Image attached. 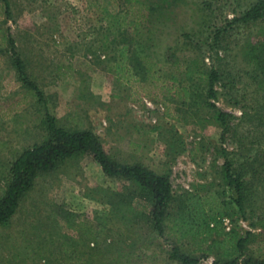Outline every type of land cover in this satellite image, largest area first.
<instances>
[{
    "label": "rangeland",
    "instance_id": "rangeland-1",
    "mask_svg": "<svg viewBox=\"0 0 264 264\" xmlns=\"http://www.w3.org/2000/svg\"><path fill=\"white\" fill-rule=\"evenodd\" d=\"M255 1L9 0L7 13L0 0V199L15 159L51 141L48 114L57 127L92 132L115 165L168 175L173 221L180 213L195 218L196 205L206 213L225 211L230 164V173L242 174L251 195L229 220V230L238 237L252 233L245 255L264 259V154L257 157L262 168L250 167L257 153L253 131L259 132L257 118L264 117V88L252 79L253 63L243 51L256 44L264 23H231ZM151 2L166 7L152 49L161 80L136 82L114 70L111 52L99 42L109 32L99 27L107 28L105 14L124 9L132 18L133 8ZM15 57L41 100L20 80ZM192 64L194 94L205 92L210 71L218 72L215 97L207 99L213 108L184 102L178 86L169 93L162 89L170 85L165 76L181 78ZM166 100L174 106L169 112ZM218 111L231 115L225 126L216 120ZM152 205L150 191L107 176L92 154L78 153L39 173L15 214L0 225V264H173L176 238L166 226L163 235L157 232ZM223 238L212 234L207 244ZM196 241L183 240L182 251L199 264H212L213 255L195 251Z\"/></svg>",
    "mask_w": 264,
    "mask_h": 264
},
{
    "label": "trees",
    "instance_id": "trees-1",
    "mask_svg": "<svg viewBox=\"0 0 264 264\" xmlns=\"http://www.w3.org/2000/svg\"><path fill=\"white\" fill-rule=\"evenodd\" d=\"M125 1L132 2V0ZM135 1L138 2L140 0ZM1 2L8 13L10 7L9 0H1ZM129 8L130 4L126 10ZM142 8L135 11L133 8L132 18L129 17L130 13L124 9L118 11L113 16L103 15V18L107 21V28L99 27V29L104 32L108 31L109 33L107 34L110 37L108 36L107 38V34H104L107 41L99 42L104 51L109 50L111 52L115 71L122 74L124 71L127 72L128 80L134 79L136 82L149 81L158 83L161 80L159 59L152 49L155 47L154 43L158 40L157 29L155 27L157 24L166 21V7H153L151 2L149 6L146 5ZM231 23L263 24L264 0H256L240 17L234 18ZM261 30L263 32H258L259 40L256 44L245 45L243 51L244 57L253 63L252 70L255 75L253 74L252 79L256 81L258 87L264 88V27ZM184 37L187 38L186 35ZM10 43L12 44V42ZM14 62L20 80L35 90L41 100L42 95L37 91L34 84L28 81L22 62L17 57H15ZM194 67H196L195 64L187 66L185 71H182L183 76L181 78L176 77L173 73L169 77L165 76L164 79L170 85L162 87V89H166L167 93H169L173 88L178 86L176 89L179 88V92L184 96V102L194 99L196 104L201 102L203 105L213 108V105L207 103V99L215 97L213 86L218 81V72L214 70L210 71L205 78L207 82L203 88L205 92L200 93L198 91L194 94L191 90L196 86L193 85V75L196 72ZM199 93L200 95H198ZM195 95L197 98H195ZM198 98L202 101H199ZM257 104L259 108L260 105L259 103ZM164 105L167 112L174 108L173 104L167 100L164 102ZM260 109L263 111L264 105ZM261 110L258 111L256 109L255 113H261ZM46 119L51 141L22 152L9 169V182L4 195L0 199V225L6 224L15 214L21 198L30 189L39 173L54 170L61 161L78 153L89 152L107 176L132 180L143 190L150 191L153 203L151 216L157 232L163 235L164 226H166L167 233L176 238L177 245L172 248L169 256L171 263L199 264V259L192 253L182 251L183 240L197 238V249L195 251H201L204 258L213 255L214 261L212 264H264L263 258L245 255L246 245L253 236L252 233L246 232L244 236L238 237V234L233 229L224 232V228L222 227L224 219L232 220V217L236 213L243 211L244 201L248 200L251 195L249 184L242 181V174L232 175L230 173V164H228L227 171L225 172L224 186L228 188L231 194L228 199L229 201H224V204L227 205L225 211H220L214 206L216 209L206 213L200 209L199 205H196L193 208L195 218L194 216L192 217V214L187 216L180 213L173 221V218L168 213L173 199L168 175H157L141 165H115L109 161L101 143L92 132L68 131L57 127L55 119L50 115L47 114ZM230 119L231 115L228 113L216 112V120L221 125L225 126ZM257 119L258 122L256 123L258 124L257 128L259 132L253 131L254 138L257 140V149L255 151L257 153L250 163L252 169L255 164H257V168H262L261 166L263 165L259 163L257 157L264 154L261 144V142L264 143V117ZM246 160L250 162L248 158ZM257 168L255 169L258 170ZM224 194L223 192L221 195ZM212 234H215L216 238L221 235L224 238L222 240L212 239L207 244ZM262 242H264V237ZM204 245H206L205 249L202 248Z\"/></svg>",
    "mask_w": 264,
    "mask_h": 264
},
{
    "label": "built area",
    "instance_id": "built-area-1",
    "mask_svg": "<svg viewBox=\"0 0 264 264\" xmlns=\"http://www.w3.org/2000/svg\"><path fill=\"white\" fill-rule=\"evenodd\" d=\"M223 225L225 226L226 230H229V220L228 219L223 220Z\"/></svg>",
    "mask_w": 264,
    "mask_h": 264
}]
</instances>
